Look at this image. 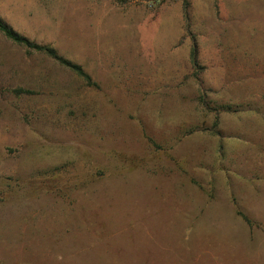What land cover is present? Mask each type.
<instances>
[{
    "label": "rangeland",
    "instance_id": "374dc122",
    "mask_svg": "<svg viewBox=\"0 0 264 264\" xmlns=\"http://www.w3.org/2000/svg\"><path fill=\"white\" fill-rule=\"evenodd\" d=\"M0 0V264H264V0ZM25 92H17V91Z\"/></svg>",
    "mask_w": 264,
    "mask_h": 264
},
{
    "label": "trees",
    "instance_id": "16d2710c",
    "mask_svg": "<svg viewBox=\"0 0 264 264\" xmlns=\"http://www.w3.org/2000/svg\"><path fill=\"white\" fill-rule=\"evenodd\" d=\"M185 9H188L190 6L189 0H184ZM0 32L10 41L13 43L24 47L28 50V52H37L42 53L49 58L53 59L55 62L60 64L61 66L72 70L81 78L85 79L87 83L92 84L91 77L84 71V69L74 64L73 62L67 60L65 57L61 56L58 51L49 45H42L35 43L28 39L27 37L18 33L14 28H12L9 24H7L1 17H0ZM17 92H25V91H17Z\"/></svg>",
    "mask_w": 264,
    "mask_h": 264
}]
</instances>
